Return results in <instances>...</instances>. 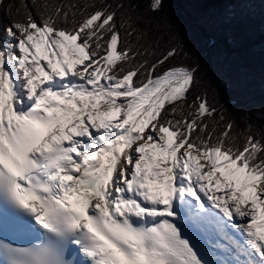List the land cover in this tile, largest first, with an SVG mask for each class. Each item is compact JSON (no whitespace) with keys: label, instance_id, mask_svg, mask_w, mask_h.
<instances>
[{"label":"snow or ice","instance_id":"6c2138e0","mask_svg":"<svg viewBox=\"0 0 264 264\" xmlns=\"http://www.w3.org/2000/svg\"><path fill=\"white\" fill-rule=\"evenodd\" d=\"M174 2L0 22V264H264V136L190 101L197 68L160 47Z\"/></svg>","mask_w":264,"mask_h":264},{"label":"trees","instance_id":"16d2710c","mask_svg":"<svg viewBox=\"0 0 264 264\" xmlns=\"http://www.w3.org/2000/svg\"><path fill=\"white\" fill-rule=\"evenodd\" d=\"M25 3L32 6L31 0H4L0 16L7 28L26 18ZM160 16L171 22V30H163L160 47L178 45L177 60L197 68L190 101L205 96L236 122L237 133L251 121L257 138L264 136V0L244 5L175 0L165 4Z\"/></svg>","mask_w":264,"mask_h":264},{"label":"rangeland","instance_id":"374dc122","mask_svg":"<svg viewBox=\"0 0 264 264\" xmlns=\"http://www.w3.org/2000/svg\"><path fill=\"white\" fill-rule=\"evenodd\" d=\"M22 2L24 1L25 2V0H21ZM19 34V33H18ZM3 34L2 33H0V36H2Z\"/></svg>","mask_w":264,"mask_h":264}]
</instances>
